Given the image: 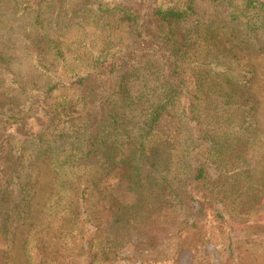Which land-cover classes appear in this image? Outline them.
Returning <instances> with one entry per match:
<instances>
[{
    "label": "trees",
    "instance_id": "trees-1",
    "mask_svg": "<svg viewBox=\"0 0 264 264\" xmlns=\"http://www.w3.org/2000/svg\"><path fill=\"white\" fill-rule=\"evenodd\" d=\"M89 2L109 35L87 61L66 58L54 40V58L43 56L40 3L29 5L35 22L19 40L44 86L14 70L12 34L0 45V264H14L9 241L42 185V217L57 228L29 237L27 264H116L126 247L149 255L142 264H179L184 251L190 264H244L235 222L264 205V130L247 58L264 56V0ZM203 4L222 14L199 13ZM167 120L176 129H163ZM117 169L131 204H110L105 192Z\"/></svg>",
    "mask_w": 264,
    "mask_h": 264
},
{
    "label": "rangeland",
    "instance_id": "rangeland-1",
    "mask_svg": "<svg viewBox=\"0 0 264 264\" xmlns=\"http://www.w3.org/2000/svg\"><path fill=\"white\" fill-rule=\"evenodd\" d=\"M33 1L23 2L18 7L13 2H3L0 5V45L12 34L8 47L11 48L9 53L14 56L13 68L21 80L29 82L31 87L37 88L48 84L47 76L34 69L32 62L27 59V55L21 50L23 41L19 40V38L21 39V32L27 27H31L35 22L34 17L36 15L29 7ZM35 2L40 3L39 8L42 15L34 29L38 31V38H40L39 48L46 50L43 56L47 59L54 58V51L50 45L51 40L55 42L53 46L57 47L58 45L65 57L70 59L72 56H76L87 61L97 56L104 48L106 38L109 35L107 26L109 20L106 16L90 11L89 0H35ZM204 11L208 13L216 11L222 14L223 8L220 10L219 7L214 8L211 5L203 4V8L199 13ZM3 20L9 23L8 27H6ZM117 25L119 24L113 23L114 27ZM247 58L256 69L253 92L259 101L257 119L261 129L264 130V56L249 55ZM138 88L139 84L133 88V92L135 93ZM32 128L34 131L40 130L39 123L33 122ZM163 129L174 130L176 129V123L167 120ZM123 175V172L117 169L104 186L105 192L112 196L110 197V204L119 201L123 204H131L133 201L127 190ZM43 179L45 184L51 183V175L47 174L46 171L43 173ZM48 192L49 189L45 188L44 185L39 188L32 202V210L28 221L15 229L9 241L14 264H27L25 243L30 236L35 233L43 235L46 232L51 233V235H46L50 238L55 235L57 223L48 218L44 220L42 217L44 201L47 199ZM52 202L54 203V201ZM234 226L238 258L241 256L244 264H264V205L245 216V219L237 220ZM2 241H4V238L0 234V242ZM174 248L175 245L169 243L161 247L159 252L164 259H167L173 253ZM140 256L132 247H126L122 252V259L116 264H142L143 260L149 255ZM191 261L192 255L190 252L184 251L181 253L179 264H190Z\"/></svg>",
    "mask_w": 264,
    "mask_h": 264
}]
</instances>
